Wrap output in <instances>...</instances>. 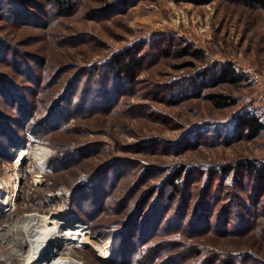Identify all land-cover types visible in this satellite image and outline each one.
Wrapping results in <instances>:
<instances>
[{
	"label": "rangeland",
	"instance_id": "obj_1",
	"mask_svg": "<svg viewBox=\"0 0 264 264\" xmlns=\"http://www.w3.org/2000/svg\"><path fill=\"white\" fill-rule=\"evenodd\" d=\"M194 1L0 0V171L28 152L0 186V264L24 261L31 213L57 216L83 264H264V130H233L245 111L264 123V10ZM127 51L132 83L110 72ZM104 231L105 256L83 237Z\"/></svg>",
	"mask_w": 264,
	"mask_h": 264
},
{
	"label": "bare ground",
	"instance_id": "obj_2",
	"mask_svg": "<svg viewBox=\"0 0 264 264\" xmlns=\"http://www.w3.org/2000/svg\"><path fill=\"white\" fill-rule=\"evenodd\" d=\"M32 148V157L34 160H38L39 164H42V160L49 150L38 145H34ZM27 153V151H22L20 153L15 161L13 170H8V173L0 171V186L10 185V187H13L16 185L17 182L15 181H17L21 175L19 169H21V165L26 160L25 156ZM11 192L12 191H10V193ZM59 225L58 217L53 214L41 215L39 213H31L27 216L25 215L23 228L29 241L28 250L22 258L24 259L22 264H83V262L74 257L72 254L73 251H71L70 248L60 247L63 244L62 240L67 238L59 235ZM67 234L72 235V229H67ZM113 235L114 231H104L97 234L89 241V238L83 234L84 243L92 244L95 249L97 248L100 254L105 256L111 248ZM10 255L12 254L5 256V259L9 261L8 264H12L15 259L9 257Z\"/></svg>",
	"mask_w": 264,
	"mask_h": 264
},
{
	"label": "trees",
	"instance_id": "obj_3",
	"mask_svg": "<svg viewBox=\"0 0 264 264\" xmlns=\"http://www.w3.org/2000/svg\"><path fill=\"white\" fill-rule=\"evenodd\" d=\"M234 3L243 4L246 6L256 7L260 10H264V0H230ZM53 3L57 4L59 10L65 13H70L73 5L68 3V0H52ZM189 2H195L194 0H189ZM189 55L193 58H200L197 51H188ZM110 72L117 79L132 83L136 78V60L134 55L127 51L124 53L123 57L121 55H116L112 58L109 63ZM218 77L222 82L228 84H236L241 81V77L236 73L230 66H224L218 73ZM211 103L218 109L226 108L234 105L236 102L234 99H229L225 96H212L210 97ZM234 132L239 131L246 135L248 138L254 137L258 132L264 130V123L260 118L253 112L245 111L236 115L235 123L233 127ZM247 167L253 168L252 164H247ZM262 174V173H259ZM181 171H177L172 175V179L169 180L171 183L170 187L174 190V194L179 192L177 186V180H180Z\"/></svg>",
	"mask_w": 264,
	"mask_h": 264
},
{
	"label": "built area",
	"instance_id": "obj_4",
	"mask_svg": "<svg viewBox=\"0 0 264 264\" xmlns=\"http://www.w3.org/2000/svg\"><path fill=\"white\" fill-rule=\"evenodd\" d=\"M246 70L248 72H250V69L249 68H247ZM89 178L90 177H86V176L80 177V179L78 181V184H80V185H86V184H88L89 183Z\"/></svg>",
	"mask_w": 264,
	"mask_h": 264
}]
</instances>
